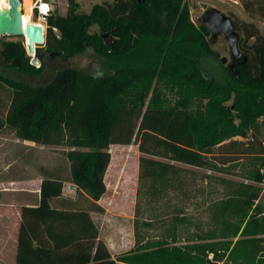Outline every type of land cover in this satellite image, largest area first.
I'll return each mask as SVG.
<instances>
[{
    "label": "trees",
    "instance_id": "1",
    "mask_svg": "<svg viewBox=\"0 0 264 264\" xmlns=\"http://www.w3.org/2000/svg\"><path fill=\"white\" fill-rule=\"evenodd\" d=\"M67 2L66 16L56 10L46 15L44 49L35 53L39 68L29 63L22 43H0V66L8 67L10 61L19 59L17 70L27 75H40L47 55L55 52L69 59L87 45L105 60L100 79L94 81L97 84L76 70L64 68L44 86H22L8 93L0 133L8 126L17 139L47 145L53 144L51 135L64 127L69 135L84 137L83 143L71 142L73 147L89 149L85 154L72 151L66 156L67 180L78 189L76 200L67 201L68 209L57 210L51 205L62 193L63 180L59 177L42 179L38 204L21 208L16 264H117L99 240L90 218L91 213H103L96 203L106 191L104 175L110 163V145H129L135 138L141 154L137 202L140 188L148 181L175 174L174 164L201 169L211 165L215 148L226 149L220 152V164L238 161L237 157L246 154L264 156V149L244 152L249 150L244 147L254 142L253 137L245 143L232 141L237 135H246L264 118V36L254 24L230 17L239 36L238 50L247 58L246 64L237 68L239 79L227 71L222 78L212 71L209 78L202 67L204 60H216L209 48L213 40L205 41L200 34H208L205 25L197 30L191 23L184 0H145L142 4L113 0L95 5L88 15L76 14L75 0ZM241 6L248 16L264 18V0H241ZM93 25L106 37L89 36L88 29ZM108 40L114 43L107 46ZM156 80L176 91L177 100L162 105L154 89L144 111L137 113L140 122L135 134L132 125L130 132L122 135L126 124L112 109L113 104L139 90L142 104ZM193 100L206 101L203 113L191 110ZM229 158L233 160H226ZM260 179L257 172L254 181ZM227 186V198L222 200L225 207L217 204L214 214L220 230L202 233L184 248L163 244L135 251L118 261L209 264L211 253L215 262L236 264L241 252L248 260L246 264H264V222L259 219L262 209L253 208L257 191L239 184ZM236 213L244 214L241 218L247 221L241 238L234 241L241 226H232L228 220ZM225 238L230 241L219 242ZM217 246L224 250V256L217 254Z\"/></svg>",
    "mask_w": 264,
    "mask_h": 264
},
{
    "label": "rangeland",
    "instance_id": "2",
    "mask_svg": "<svg viewBox=\"0 0 264 264\" xmlns=\"http://www.w3.org/2000/svg\"><path fill=\"white\" fill-rule=\"evenodd\" d=\"M23 1L22 14H23ZM27 5L33 2L31 21L33 24L42 25L44 33L46 31V15L39 13L35 0H25ZM77 3L76 14H89L95 5L111 3L113 0H75ZM47 6L50 12L56 10L60 16H66L68 10L67 0H45L42 2ZM188 8L191 23L197 30H201L200 25H205L208 30L205 18L211 9L224 14L227 17L238 18L240 21L252 23L258 29L259 33L264 36V18L258 16H248L242 9L241 0H184ZM205 5V8H203ZM46 14H49L48 12ZM202 33L205 41H210L212 35ZM102 32L96 25L88 29L89 36L99 37ZM102 36V35H101ZM2 42H19L25 47L26 54L29 57V63L32 64L35 55H28L25 40L22 37H0ZM209 48L215 55V61L204 60L202 71L204 76L211 77L214 72L217 77L224 76L226 71L232 75L229 70L231 57L225 39L222 35H216L212 42H209ZM43 50V45L35 46V50ZM225 58L226 63L221 64V59ZM104 58L97 54L95 50L86 46L78 54L69 59L60 57L58 54L50 57L47 55L44 59V70L40 75H27L12 68L10 70H0V118L4 119V114L8 106V93L12 89H20L22 86L37 88L46 85L55 73L61 69L69 68L78 71L81 75L88 77L95 83L100 79L103 72ZM38 68V67H35ZM212 74V75H211ZM97 84V83H95ZM82 90L86 93L87 88L83 84ZM156 89V97L162 105L175 103L178 94L176 91H170V88L160 82L154 81L146 100L140 104L141 90L122 96L120 100L113 104L112 109L121 117L122 122L126 124V129L121 133L130 132V127L135 125L134 134L140 120L137 119L138 111L140 114L144 111L149 103L152 91ZM81 94V93H79ZM206 101L193 100L191 110L195 113H203ZM231 104V101L227 103ZM253 137L254 142L250 143L249 150L244 152L255 153L264 149V118L257 122V126L250 128L246 135H237L232 141L245 143ZM77 140L79 143L84 142L83 135H69L68 131L62 127L58 132L51 135L53 144L43 145L47 148L42 155L30 150L22 149L18 154L14 153V141L22 142L16 138V134L10 127H5L0 133V173L6 175H17L21 165H27L26 170L22 173L40 172L47 176H58L67 172L68 161L67 154L72 151L88 153L89 149L84 146L73 147L71 142ZM37 145H41L36 143ZM222 148V147H221ZM213 149L216 161H211V165L205 168H192L182 164L176 166L175 174L168 176L166 179H158L156 182L151 181L140 188V198L137 202V176L138 160L141 154L135 144V138L129 145H110L108 152L110 154V163L104 175V184L106 191L101 197L100 205L103 209L101 214H93V223L98 230V238L107 247L112 259L117 264H123L118 260L123 256L129 255L135 251H148L152 248L169 244L174 248H184L196 241L197 236L202 233L220 230V222L214 217L215 210L220 204L225 207L222 200L227 197V184L229 186L242 185L251 187L257 191V197L254 201V207H260L262 213L259 219L264 222V156H255L252 154L242 155L238 161L220 164V152L224 148ZM239 150H242L241 148ZM16 155V161L13 167L4 168L3 164L9 161L10 157ZM226 160H233L232 158ZM168 162V161H163ZM41 165V167H40ZM20 166V167H19ZM19 167V168H18ZM259 173L261 179L256 182L254 177ZM65 174V173H64ZM67 186H65V189ZM64 189V184H63ZM63 191V190H62ZM66 194V192H65ZM137 211V214H136ZM244 216V214H241ZM233 214L228 223L232 226H241L237 237L241 238L240 233L246 225V219ZM248 216V215H247ZM220 221V220H219ZM218 222V223H217ZM264 237V235H262ZM230 238H225L219 242H229ZM217 254L224 256V250L216 247ZM236 264H246L247 259L240 252ZM224 258V257H223ZM242 258V259H241ZM207 259L209 264H223L215 262L213 255L210 253ZM224 260V259H223Z\"/></svg>",
    "mask_w": 264,
    "mask_h": 264
},
{
    "label": "crops",
    "instance_id": "3",
    "mask_svg": "<svg viewBox=\"0 0 264 264\" xmlns=\"http://www.w3.org/2000/svg\"><path fill=\"white\" fill-rule=\"evenodd\" d=\"M14 141V153L18 154V151L22 149H27L32 152L39 153L42 155L47 149L43 145H37L36 143L29 141ZM16 155L10 157L7 163L3 166L5 169L8 167H13L18 161H16ZM15 163V164H14ZM18 166V164H16ZM19 168L20 174L6 175L0 173V264H16V251H17V238L19 227L21 223V208L36 206L40 199V184L42 179H44V174L40 172H29L22 173L26 170L27 165L20 164ZM41 167V165H40ZM65 173V174H64ZM47 177H59L63 180L64 188L65 186H70L71 183L67 180V172H63L58 176H47ZM78 191H70L65 194L62 191L61 196L52 201L51 205L57 210H66L67 201L76 200ZM86 198L87 196L83 194ZM83 202L82 198H78ZM77 200V201H78ZM84 204V203H81ZM100 205V201L96 203ZM101 207V206H100ZM93 213H91L90 218L93 222Z\"/></svg>",
    "mask_w": 264,
    "mask_h": 264
},
{
    "label": "water",
    "instance_id": "4",
    "mask_svg": "<svg viewBox=\"0 0 264 264\" xmlns=\"http://www.w3.org/2000/svg\"><path fill=\"white\" fill-rule=\"evenodd\" d=\"M145 0H137L138 4H142ZM205 8V5H203ZM22 3L21 0H7V11L0 12V37H22L26 43L28 55H35V46L44 44V28L42 25L36 24H23L22 20ZM208 30L214 40L216 35H222L227 44L229 54L231 57V65L229 70L232 75L239 79L238 66L245 65L247 62L246 56H244L237 47L239 36L233 28L232 21L229 17L224 14L211 9L205 18ZM101 37H106L102 35ZM114 43L113 41H107L106 45L110 46ZM57 55V53H51L50 57ZM226 59H221V64H225ZM20 64L19 59H14L9 63V66L17 68ZM34 67L39 66L38 60L34 59L32 64Z\"/></svg>",
    "mask_w": 264,
    "mask_h": 264
},
{
    "label": "bare ground",
    "instance_id": "5",
    "mask_svg": "<svg viewBox=\"0 0 264 264\" xmlns=\"http://www.w3.org/2000/svg\"><path fill=\"white\" fill-rule=\"evenodd\" d=\"M27 2L23 1V14H22V20L23 24H33L31 21V15L33 10V2L29 3V5L26 4ZM37 4L39 7V11L41 14H46L49 11V8L45 5H43L42 0H37ZM7 11V0H0V12H6ZM39 25V24H36ZM27 43V40L25 41V44Z\"/></svg>",
    "mask_w": 264,
    "mask_h": 264
},
{
    "label": "built area",
    "instance_id": "6",
    "mask_svg": "<svg viewBox=\"0 0 264 264\" xmlns=\"http://www.w3.org/2000/svg\"><path fill=\"white\" fill-rule=\"evenodd\" d=\"M36 1V3H37V0H35ZM45 0H42V2H44ZM37 9H38V11H39V7H37ZM50 12V10L48 11V13ZM39 13H40V11H39ZM45 15H47V14H45ZM62 190L64 191V192H70V191H73V192H75V191H78V189H77V187L75 186V185H70V186H68L66 189L64 188H62Z\"/></svg>",
    "mask_w": 264,
    "mask_h": 264
},
{
    "label": "flooded vegetation",
    "instance_id": "7",
    "mask_svg": "<svg viewBox=\"0 0 264 264\" xmlns=\"http://www.w3.org/2000/svg\"><path fill=\"white\" fill-rule=\"evenodd\" d=\"M50 55V54H49ZM36 59V58H35ZM37 60V59H36ZM20 61V60H19ZM11 62V61H10ZM9 62V63H10ZM39 62V61H38ZM9 63H8V67H2V66H0V70H6V69H8V70H10V69H12V68H15V67H11V66H9ZM20 64H21V61H20ZM20 64H19V66H20ZM40 62H39V66H38V68L40 67ZM19 66L17 67V68H19Z\"/></svg>",
    "mask_w": 264,
    "mask_h": 264
}]
</instances>
